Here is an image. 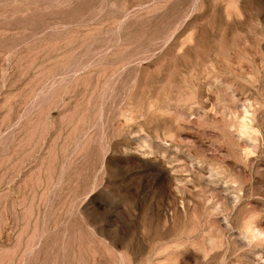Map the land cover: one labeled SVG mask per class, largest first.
Instances as JSON below:
<instances>
[{"label": "rangeland", "instance_id": "rangeland-1", "mask_svg": "<svg viewBox=\"0 0 264 264\" xmlns=\"http://www.w3.org/2000/svg\"><path fill=\"white\" fill-rule=\"evenodd\" d=\"M0 264H264V0H0Z\"/></svg>", "mask_w": 264, "mask_h": 264}]
</instances>
